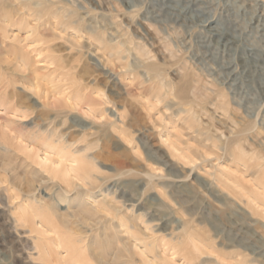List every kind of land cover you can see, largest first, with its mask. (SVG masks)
<instances>
[{
  "label": "rangeland",
  "instance_id": "obj_1",
  "mask_svg": "<svg viewBox=\"0 0 264 264\" xmlns=\"http://www.w3.org/2000/svg\"><path fill=\"white\" fill-rule=\"evenodd\" d=\"M73 254L264 264V0H0V264Z\"/></svg>",
  "mask_w": 264,
  "mask_h": 264
},
{
  "label": "bare ground",
  "instance_id": "obj_2",
  "mask_svg": "<svg viewBox=\"0 0 264 264\" xmlns=\"http://www.w3.org/2000/svg\"><path fill=\"white\" fill-rule=\"evenodd\" d=\"M223 33H225V32H223V31H220V32H218V34L221 36V34H223ZM227 45V44H226ZM85 166H74V167H71L69 170H66L67 171V174H69L70 173V171H75L76 173H83V174H85ZM87 175V178H90V175L89 174H86ZM102 199H104V198H100V200H102ZM99 200V201H100ZM98 201V202H99ZM116 209H119V207H116ZM119 232H120V229H118V231H117V233L119 234ZM107 240V239H106ZM60 244H62V243H60ZM60 244H59V246L58 247H60ZM126 246V245H125ZM72 262L71 263H75V264H83L80 260H79V258L75 255V254H73V256H72ZM99 263L100 264H105V263H103L102 261H101V259H99Z\"/></svg>",
  "mask_w": 264,
  "mask_h": 264
}]
</instances>
